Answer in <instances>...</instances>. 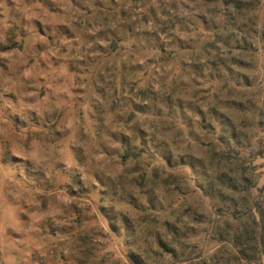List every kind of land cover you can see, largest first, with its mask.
I'll use <instances>...</instances> for the list:
<instances>
[{"label":"rangeland","instance_id":"rangeland-1","mask_svg":"<svg viewBox=\"0 0 264 264\" xmlns=\"http://www.w3.org/2000/svg\"><path fill=\"white\" fill-rule=\"evenodd\" d=\"M0 264H264V0H0Z\"/></svg>","mask_w":264,"mask_h":264},{"label":"trees","instance_id":"trees-1","mask_svg":"<svg viewBox=\"0 0 264 264\" xmlns=\"http://www.w3.org/2000/svg\"><path fill=\"white\" fill-rule=\"evenodd\" d=\"M126 155L127 156H129V155H134L135 156L136 154H134V153L130 154V152H126Z\"/></svg>","mask_w":264,"mask_h":264},{"label":"clouds","instance_id":"clouds-1","mask_svg":"<svg viewBox=\"0 0 264 264\" xmlns=\"http://www.w3.org/2000/svg\"><path fill=\"white\" fill-rule=\"evenodd\" d=\"M197 119H199V117H197ZM193 167H194V168H198V165H195V164H194Z\"/></svg>","mask_w":264,"mask_h":264}]
</instances>
